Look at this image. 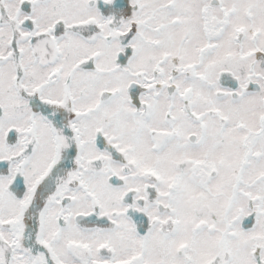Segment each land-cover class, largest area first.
I'll list each match as a JSON object with an SVG mask.
<instances>
[{
	"label": "snow or ice",
	"instance_id": "1",
	"mask_svg": "<svg viewBox=\"0 0 264 264\" xmlns=\"http://www.w3.org/2000/svg\"><path fill=\"white\" fill-rule=\"evenodd\" d=\"M0 264H264V0H0Z\"/></svg>",
	"mask_w": 264,
	"mask_h": 264
}]
</instances>
